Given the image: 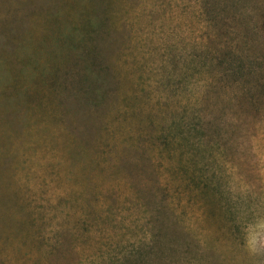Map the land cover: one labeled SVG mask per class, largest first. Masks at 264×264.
<instances>
[{
    "label": "rangeland",
    "instance_id": "374dc122",
    "mask_svg": "<svg viewBox=\"0 0 264 264\" xmlns=\"http://www.w3.org/2000/svg\"><path fill=\"white\" fill-rule=\"evenodd\" d=\"M0 264H264V0H0Z\"/></svg>",
    "mask_w": 264,
    "mask_h": 264
}]
</instances>
